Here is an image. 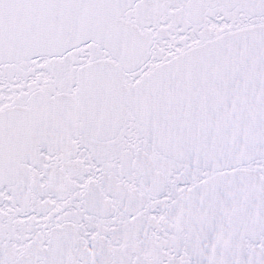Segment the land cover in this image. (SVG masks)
<instances>
[{
    "label": "snow or ice",
    "instance_id": "6c2138e0",
    "mask_svg": "<svg viewBox=\"0 0 264 264\" xmlns=\"http://www.w3.org/2000/svg\"><path fill=\"white\" fill-rule=\"evenodd\" d=\"M0 264H264V0H0Z\"/></svg>",
    "mask_w": 264,
    "mask_h": 264
}]
</instances>
